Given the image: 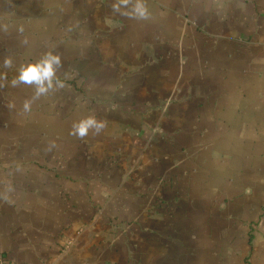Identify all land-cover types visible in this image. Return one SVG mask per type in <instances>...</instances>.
<instances>
[{
  "label": "crops",
  "instance_id": "obj_1",
  "mask_svg": "<svg viewBox=\"0 0 264 264\" xmlns=\"http://www.w3.org/2000/svg\"><path fill=\"white\" fill-rule=\"evenodd\" d=\"M114 2L0 0V257L264 264V0ZM49 51L64 87L26 112Z\"/></svg>",
  "mask_w": 264,
  "mask_h": 264
},
{
  "label": "clouds",
  "instance_id": "obj_2",
  "mask_svg": "<svg viewBox=\"0 0 264 264\" xmlns=\"http://www.w3.org/2000/svg\"><path fill=\"white\" fill-rule=\"evenodd\" d=\"M133 0H115L111 5L112 11L121 16H126L135 19H148L149 11L146 0H135L132 10L128 11L127 6L132 4ZM22 33L23 28L19 29ZM21 44H27V40H21ZM13 64L11 56H6L3 61L4 68H11ZM62 59L59 54H54L52 51L46 52L38 61L21 65L18 69V75L11 81L12 87H17L20 84L34 86V96L32 100L24 102V111L31 110V104L34 100L39 99L42 95H47L50 91L56 88H63L64 84L56 79L57 70L62 67ZM3 85H0L2 88ZM14 105L9 103L7 107L11 108ZM105 128V122L97 120L95 116H87L79 122H74L70 131V135L80 139L86 137L90 130L93 134H99ZM54 146V144L52 145Z\"/></svg>",
  "mask_w": 264,
  "mask_h": 264
},
{
  "label": "built area",
  "instance_id": "obj_3",
  "mask_svg": "<svg viewBox=\"0 0 264 264\" xmlns=\"http://www.w3.org/2000/svg\"><path fill=\"white\" fill-rule=\"evenodd\" d=\"M0 264H14L12 261L0 257Z\"/></svg>",
  "mask_w": 264,
  "mask_h": 264
},
{
  "label": "rangeland",
  "instance_id": "obj_4",
  "mask_svg": "<svg viewBox=\"0 0 264 264\" xmlns=\"http://www.w3.org/2000/svg\"><path fill=\"white\" fill-rule=\"evenodd\" d=\"M112 197H109V199L106 201L105 205L106 206H109V204H112L113 202V199H111ZM106 213H109V212H106Z\"/></svg>",
  "mask_w": 264,
  "mask_h": 264
}]
</instances>
